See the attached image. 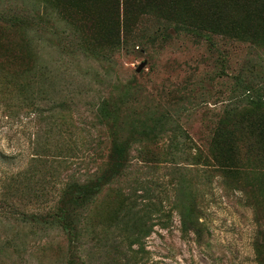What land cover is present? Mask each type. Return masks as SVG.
<instances>
[{
  "label": "rangeland",
  "instance_id": "1",
  "mask_svg": "<svg viewBox=\"0 0 264 264\" xmlns=\"http://www.w3.org/2000/svg\"><path fill=\"white\" fill-rule=\"evenodd\" d=\"M100 5L102 1L96 0V8ZM67 6L57 0L0 3L1 14L32 20L38 59L30 74L36 77V86L16 88L14 82L25 72L17 75L14 62L19 66L23 62L10 56L8 64L0 54V205L15 204V210L0 208V264H65L64 231L31 219L32 214L49 210L36 195L51 205L67 181L84 179L106 155L110 138L100 129L95 104L113 90L114 83L122 90L146 62L139 72L138 83L144 91L141 106L171 104L178 92L191 95L193 104H199L205 101L201 93L218 97L227 90L229 79L220 74L221 56L230 60L229 71H237L250 56H264L262 50L230 39H218L221 50L217 52L204 40L173 29L169 31L173 38L151 42L156 27L145 19L123 38L120 48L105 52L111 55L108 59L99 60L78 46L81 32L71 27ZM4 43L0 41V48ZM208 100L182 117L198 141L208 136L215 109L220 108L212 104L214 98ZM185 105L192 103L185 101ZM138 153L135 147L133 154ZM200 169L183 162L149 164L135 159L127 175L114 184L130 195L127 204L139 211L150 207L149 223L169 219L168 227L158 224L143 239L142 249L133 246L141 257L133 264H259L255 249L259 212L244 192L228 187L220 175ZM181 173L194 177L193 194L203 220L200 235L182 232L179 210L174 207ZM122 211L112 196L105 199L101 214L94 217L95 237L87 235L79 244L88 264H112L121 250L130 249L126 233L116 227Z\"/></svg>",
  "mask_w": 264,
  "mask_h": 264
},
{
  "label": "trees",
  "instance_id": "2",
  "mask_svg": "<svg viewBox=\"0 0 264 264\" xmlns=\"http://www.w3.org/2000/svg\"><path fill=\"white\" fill-rule=\"evenodd\" d=\"M60 1L68 5L66 16L71 27L81 32L78 46L99 60L108 59L111 55L105 52L120 48L126 41L123 38L136 31L145 19L156 27L149 37L151 42L173 38L169 32L173 29L176 34L185 33L204 40L217 52L221 50L218 39L248 43L264 52V0H100L99 8H96V0H90L89 4L88 0H57ZM33 28L34 23L27 17L0 13V36L4 38L0 41H5L0 54L8 64L10 56L23 62L22 66L14 62L19 68L17 75L25 72L20 76L25 79L19 77L14 82L16 88L27 85L34 88L37 83L36 77L30 75L38 63L31 37ZM88 36L95 48L90 47ZM219 63L220 74L229 79L227 90L218 97L203 92L200 98L205 101L199 104H193L191 95L178 92L170 99L171 104L141 106L139 98L144 91L138 83V70L122 90L117 82L112 91L100 97L95 104V117L100 129L109 134L106 155L100 157L90 175L67 181L51 205L47 198L36 195V200L49 210L31 215L38 225L64 231L68 243L65 264H88L79 244L87 235L95 237L94 217L101 214L105 199L111 196L123 209L116 227L126 233L132 252L121 250L110 263L139 262L140 251L133 250V246L137 244L142 249L143 239L156 225L168 227L169 219L149 223L150 207L141 211L135 209L127 204L130 195L114 185L127 175L135 159L149 164L174 161L200 165V171L214 172L228 187L244 192L257 215L259 212L261 227L255 249L259 264H264V56L248 57L237 71H229L230 60L225 56H221ZM116 89L118 91H114ZM209 98H214L212 104L220 108L215 109L210 133L198 141L186 129L182 117L185 112L191 114L193 109L207 105ZM185 101L192 103L191 107L186 106ZM135 147L139 148L138 155L133 154ZM179 180L174 207L179 210L182 232L193 231L200 235L203 220L193 194L194 177L182 174ZM7 203L15 210L12 209L15 204ZM3 206L0 208H8ZM115 211L117 217V209ZM158 211L164 213L161 209Z\"/></svg>",
  "mask_w": 264,
  "mask_h": 264
},
{
  "label": "water",
  "instance_id": "3",
  "mask_svg": "<svg viewBox=\"0 0 264 264\" xmlns=\"http://www.w3.org/2000/svg\"><path fill=\"white\" fill-rule=\"evenodd\" d=\"M145 65H146V62L140 64L137 70L140 72L145 67Z\"/></svg>",
  "mask_w": 264,
  "mask_h": 264
}]
</instances>
